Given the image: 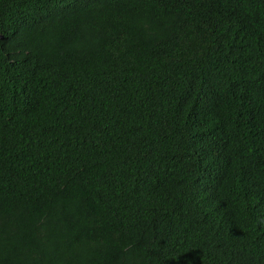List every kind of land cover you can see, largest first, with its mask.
Returning a JSON list of instances; mask_svg holds the SVG:
<instances>
[{
	"label": "trees",
	"instance_id": "trees-1",
	"mask_svg": "<svg viewBox=\"0 0 264 264\" xmlns=\"http://www.w3.org/2000/svg\"><path fill=\"white\" fill-rule=\"evenodd\" d=\"M0 264H264V0H0Z\"/></svg>",
	"mask_w": 264,
	"mask_h": 264
}]
</instances>
